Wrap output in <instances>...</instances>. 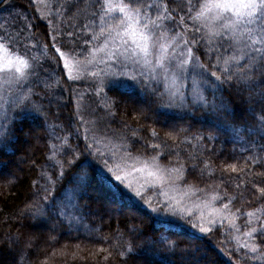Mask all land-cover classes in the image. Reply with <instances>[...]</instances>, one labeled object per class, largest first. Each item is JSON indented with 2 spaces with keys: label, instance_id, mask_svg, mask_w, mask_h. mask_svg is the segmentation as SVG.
<instances>
[{
  "label": "trees",
  "instance_id": "1",
  "mask_svg": "<svg viewBox=\"0 0 264 264\" xmlns=\"http://www.w3.org/2000/svg\"><path fill=\"white\" fill-rule=\"evenodd\" d=\"M44 2L43 11L34 0H11L10 5L0 7V21L27 26L24 35L31 38L26 41L31 49L29 55L41 62L53 58L52 37L56 36L55 46L60 47L58 33L72 25L79 28L83 23H90L91 11L70 18L63 8L64 0ZM96 45L94 41L88 51L74 58H87ZM15 52L23 54L19 48ZM60 67L63 68L62 62ZM105 71L113 70L105 67ZM67 77L64 71L61 105L59 108L52 105L47 123L36 113L16 109L9 112L8 120L0 119L5 129L12 127L13 130L0 142V245L10 244L17 238L25 241L20 264H177V259L162 248L156 252L146 250L144 241L162 232L182 244L194 242L200 249L199 264H264V244L260 243V238L252 236L250 243L258 248L256 253L237 244L238 233L244 234L252 227L264 225V198L258 192L264 187V152L259 147L264 141L250 143L247 134L237 138L212 120L202 118L199 112L184 119L176 112L155 115L148 111L151 97L135 86L105 89L109 97H123V102L113 109L114 121L104 117L102 108H98L97 113L104 119L98 120L97 115L91 113V108L100 102L92 95L91 77L87 76L84 82ZM55 79L60 77H53ZM187 83L179 82L178 90ZM146 84L148 89L154 86L147 81ZM43 87L40 84L35 91L43 95ZM159 87L163 90L165 84ZM239 111L236 108L237 115ZM70 118L71 132L67 129ZM81 119L85 123L81 124ZM29 128L33 134L25 135ZM183 129L190 131L186 134ZM153 130L158 134L156 137L152 135ZM197 132L205 136L214 132L218 138L211 142L198 141L193 138ZM104 134L114 142L104 145L98 139V135L104 137ZM57 137H68L73 148L77 144L83 147L85 142L93 145V155L88 159L95 174L86 199L80 201L83 218L71 227L63 216L45 220L28 211L34 201L43 199L45 187L52 188L47 178L53 171L60 172L56 160L64 159L62 151L49 159L53 155V145L64 146V140ZM157 143L161 144L159 152L163 154L147 147ZM116 147L120 155L149 159L156 156L155 161L170 170L179 185L207 195L212 206L221 208L222 219L213 221L212 230L206 234L189 226H179L184 225L185 220L203 223L205 228L210 225L208 220L199 218V210L187 209L184 203L172 199L158 185L139 189L124 180L109 181L107 169L111 168L112 174L117 175V164L120 166L122 162ZM105 158L107 167L104 166ZM193 164H196L194 172ZM233 165L235 172L231 170ZM56 187L65 188L66 184ZM137 193L142 194L143 199ZM48 195L55 196L56 192L50 191ZM232 197L235 199L229 203ZM225 203H229L227 211L223 209ZM152 208L162 211L153 213ZM76 211L69 203V216ZM173 211L178 213L175 218L171 217ZM164 218L172 222L171 227H162ZM133 227L140 231L131 232ZM130 247L132 252L127 251Z\"/></svg>",
  "mask_w": 264,
  "mask_h": 264
},
{
  "label": "snow or ice",
  "instance_id": "2",
  "mask_svg": "<svg viewBox=\"0 0 264 264\" xmlns=\"http://www.w3.org/2000/svg\"><path fill=\"white\" fill-rule=\"evenodd\" d=\"M10 3L11 0H0V7ZM63 8L70 18L81 12L88 13L90 9V23L61 30L58 33L60 47L55 46L57 38L53 36L54 55L46 62L29 55L31 49L26 41L31 38L24 35L26 25L20 27L7 20L0 21V53H4L0 60V74H3L0 91L12 95L8 108H0V119L8 120L9 112L16 109L36 113L47 123L52 105L57 108L61 105L60 97L64 91L61 79L64 70L73 66L70 60L88 51L94 41L98 46L101 40L114 39L112 34L115 32L121 40L123 52L114 50L113 59L106 62L115 71L100 69L97 72L87 64H76L92 79L89 85L93 89L92 95L100 102L91 108V113L97 115L98 120L107 117L114 121L116 113L113 109L123 102V97H109L105 89L112 91L135 86L151 97L148 111L155 115L176 112L184 119L199 112L202 118L212 120L237 138L247 134L250 143L264 141V0H64ZM18 48L23 54L8 58L9 49L15 52ZM61 61L64 62L63 68L60 67ZM129 61L136 66L132 74L126 70ZM55 76L60 79L53 80ZM67 79L76 81L83 77L69 74ZM170 79L188 83L176 90L168 86ZM126 81L129 83L125 84ZM146 81L154 86L148 89ZM161 83L165 84L163 90L159 87ZM40 84L44 86L43 95L35 91ZM3 103L0 96V105ZM98 108L103 109L104 117L99 116ZM236 108L240 110L239 115ZM71 122L70 118L67 122L69 132L72 131ZM80 123L85 121L81 119ZM12 131V127L5 129L0 124V142ZM182 131L187 134L190 130ZM31 134L33 130L29 128L25 135ZM152 135L156 137L158 134L153 130ZM193 138L211 142L218 137L214 132L207 136L197 132ZM57 139H63L64 146L53 145V155L49 159H54L62 151L64 159L56 160L60 172L53 171L47 178L52 188L45 187L43 199L34 201L28 211L45 220L63 216L71 227L83 218L80 201L86 199L95 174L88 159L93 155V145L85 142L83 147L77 144L73 148L68 137ZM147 147L163 154L159 152V143ZM259 147L264 152V144ZM152 159L155 161L157 157ZM104 166L107 167V158ZM195 169L196 164H193V172ZM231 170L236 171L235 165ZM107 171L109 181H123L122 176L112 174L111 168ZM59 184H66V187L57 188ZM53 190L56 195L50 197L48 193ZM258 192L264 198V187ZM137 195L143 199L142 194ZM234 199L229 198V203ZM69 203L77 210L70 216L67 213ZM229 203L223 204L225 211L229 210ZM151 211L158 213L162 209L152 208ZM177 215L176 211L171 213L173 218ZM171 224L168 218L161 220L162 227H171ZM213 224L209 221L210 226L205 228L203 223L185 220V224L179 226H189L206 234L212 230ZM139 231L135 227L131 229L133 233ZM245 235L256 236L264 244V225L252 227ZM24 243L17 238L10 244L0 245V264H20ZM144 245L152 252L162 248L177 259V264H199L200 249L194 242L182 244L162 232L146 239ZM244 247L252 253L258 251L254 245L245 244ZM127 251L133 249L130 247Z\"/></svg>",
  "mask_w": 264,
  "mask_h": 264
},
{
  "label": "rangeland",
  "instance_id": "3",
  "mask_svg": "<svg viewBox=\"0 0 264 264\" xmlns=\"http://www.w3.org/2000/svg\"><path fill=\"white\" fill-rule=\"evenodd\" d=\"M38 9L43 11L45 2L44 0H34ZM112 36L114 39H109V41L105 42L101 40L98 46H95L87 56L83 60H78L73 58L70 60V64L73 65L69 69H65V73L68 76L69 74L73 76H81L83 79H78V81L84 82L86 80L87 75H85L82 70L76 66L77 63L80 65L87 64L93 71L99 72L100 69H111L115 71L116 69L110 68L108 63L113 59L112 52L114 50L119 49L120 52H123V48L121 46V40L116 36L115 32H113ZM8 58L14 59L16 55H21L17 52H13L9 50ZM4 57V53H0V60ZM26 58V57H25ZM62 66H63V61ZM129 67L126 69L129 74H132L133 68L135 65H131L129 61ZM3 74H0L2 77ZM169 87H172L176 90L179 89V82L174 81V79H170L168 83ZM0 96L3 97L4 103L0 105V108H5L6 105L11 102L12 95L11 93H4L0 91ZM98 125H101L100 123ZM97 130L101 131L100 127L97 126ZM98 139L105 145L113 143L114 140L104 134V137L98 135ZM117 156L122 160L119 164H117V175L122 176L126 184L129 186H133L134 188H142L149 185H158L161 189H164L166 193L172 198L180 203H184V206L187 209H196L200 211V219L208 220V221H219L221 220L220 209L215 206H212V200L207 197V195H199L197 192L193 191L192 188H184L179 185L178 179L170 172V170L166 169L153 159L142 158L134 155H120L118 147H116ZM119 167V169H118ZM139 170V171H138ZM204 213V214H202ZM249 232V231H247ZM246 232V233H247ZM252 241V237H248L245 233H238L237 244L240 245L245 250L250 249L248 247H244L245 244L250 245Z\"/></svg>",
  "mask_w": 264,
  "mask_h": 264
}]
</instances>
